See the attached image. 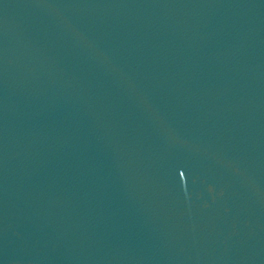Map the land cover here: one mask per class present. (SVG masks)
I'll list each match as a JSON object with an SVG mask.
<instances>
[{"label":"water","instance_id":"1","mask_svg":"<svg viewBox=\"0 0 264 264\" xmlns=\"http://www.w3.org/2000/svg\"><path fill=\"white\" fill-rule=\"evenodd\" d=\"M0 264H264V0H0Z\"/></svg>","mask_w":264,"mask_h":264}]
</instances>
